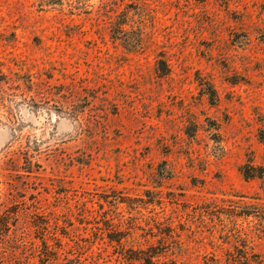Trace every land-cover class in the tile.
<instances>
[{
  "label": "rangeland",
  "instance_id": "374dc122",
  "mask_svg": "<svg viewBox=\"0 0 264 264\" xmlns=\"http://www.w3.org/2000/svg\"><path fill=\"white\" fill-rule=\"evenodd\" d=\"M0 264H264V0H0Z\"/></svg>",
  "mask_w": 264,
  "mask_h": 264
},
{
  "label": "trees",
  "instance_id": "16d2710c",
  "mask_svg": "<svg viewBox=\"0 0 264 264\" xmlns=\"http://www.w3.org/2000/svg\"><path fill=\"white\" fill-rule=\"evenodd\" d=\"M241 174L244 176L245 179H253V178H260L263 176L262 171L258 169H251L249 167H245L241 169Z\"/></svg>",
  "mask_w": 264,
  "mask_h": 264
}]
</instances>
